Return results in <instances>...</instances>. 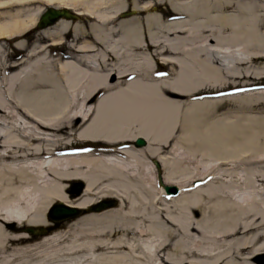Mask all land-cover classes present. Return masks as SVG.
I'll return each instance as SVG.
<instances>
[{"label": "bare ground", "instance_id": "6f19581e", "mask_svg": "<svg viewBox=\"0 0 264 264\" xmlns=\"http://www.w3.org/2000/svg\"><path fill=\"white\" fill-rule=\"evenodd\" d=\"M32 1L48 10L0 11V264H264V117H242L257 128L239 117L207 122L223 100L262 105L264 91L185 101L226 76L263 79L264 0L0 8ZM159 5L183 17L166 19ZM63 8L68 18L54 16ZM35 26L43 39L23 42ZM12 42L26 52L18 63L5 47ZM60 46L68 53L53 58ZM162 66L172 73L156 78ZM180 131L176 140L220 162L200 167L209 183L173 197L166 186L184 190L194 177L162 157ZM72 139L93 149L69 153ZM75 180L81 195L68 194ZM101 201L114 208L92 211ZM60 203L82 214L35 241L28 231L67 220L54 218Z\"/></svg>", "mask_w": 264, "mask_h": 264}, {"label": "rangeland", "instance_id": "374dc122", "mask_svg": "<svg viewBox=\"0 0 264 264\" xmlns=\"http://www.w3.org/2000/svg\"><path fill=\"white\" fill-rule=\"evenodd\" d=\"M7 1L10 2V0H7ZM45 6H46V3L42 2V1H32V2L17 4L16 6H12V7L8 6L5 8H0V11H3L4 13H6L8 11L15 13L19 9H24V10L25 9L26 10L27 9H34V8L36 9L38 7H45ZM159 7H160V10L164 13V15L171 14L173 12L170 9H168L167 6H162V5L160 6L159 5ZM151 11L156 12L155 10H151ZM136 15L139 17L144 16V14H142L141 12L137 13ZM3 17H5V16H3ZM36 27L37 26H35V29L33 31H30L26 34V37L23 38V42L29 43L30 40L31 41H33L35 39L37 40V39H39V37H40V39H43L41 34H40V30H38V28H36ZM1 43H2V45L5 44L4 41H2ZM5 47L8 48L9 54L11 53V54L18 56V55H22V53H24L23 51H21L20 49H18L16 47V42H12L9 46H5ZM68 51H69V49L67 48V46H64L60 49H53L51 51V53L53 55V58H56V57H59L58 55L61 52L62 53L63 52L68 53ZM55 52H57V53H55ZM22 56H24V54ZM22 56H20L21 59L24 58ZM257 62H259V63L264 62V58L258 59ZM168 68H170V67H168V66L163 67V69H168ZM160 70H162V69H160ZM166 71H170L172 73V70H170V69L166 70ZM261 76H263V75H261ZM220 77H221V79H223L222 76H220ZM255 78L256 77L254 76V78H252L251 80H248V79L234 80L231 77L226 76V80L222 81L223 83H216V84L206 83L205 86L195 90L196 92L193 94L210 93V92H215V91H219V90H226L229 88H233V86H240L241 87L243 85H250V84L264 85V79L259 80V79H255ZM261 91H264V89L252 90V91L246 92L242 95H248L249 93H253V95H258L259 92H261ZM192 97H193V95L185 97V101L187 103H189L190 101H195V100H192L193 99ZM254 102L255 101H249V102L243 101L242 102L243 104H239V103H235V101H233V100H223L222 102H220L221 104H219V106L215 109L214 113L212 115H210L209 118H207V122H211V121H214L217 119H222V120L230 119L228 121H233V120H236L237 117H239L238 120H241V122L244 123L243 125H245V126L253 125V127L257 128L258 126L256 124L249 122L246 118H245L246 121L242 118V117H250V116L262 117V118L264 117V104L258 105ZM180 121H182L181 118H180ZM249 126H247V127H249ZM249 130H251V129H249ZM175 136H173L175 139H173L171 141V144H172L171 147L169 148V150H167V152H164L162 154V157L163 158H171V159L175 157L174 159L179 161L180 164L189 167L190 172L188 174L191 176L193 175L194 177L190 178L191 181H190V183H188L190 185L186 187V190H187V192L192 191L195 189L193 186L194 180L199 179L197 176V173L201 170L200 167L204 168L205 166H208V165L212 166L214 164L219 163L220 161L217 162V158L214 159L211 155H204L201 151H193L189 147V145L182 143V141H180L181 139L176 140V138H179L182 136L181 131L178 132ZM72 141L74 143L73 146H76V144L78 142L74 139H72ZM83 143H85V142H83ZM76 147H80V145L76 146ZM149 160H150L151 164L154 167H156V164L152 163L154 160L153 159H149ZM161 168H162V166H161ZM163 174H164V170L162 171V169H161V175H163ZM158 175H159V173H158ZM202 176H204V175H202ZM203 182L206 184V181L203 180ZM74 183L80 184V181L75 180ZM74 183H70V185H69V189H68L69 195H72L71 191L76 186ZM204 183L201 185H204ZM207 183H209V181H207ZM70 221H72V220H70ZM66 223H62L60 226L56 225L51 234L65 230L64 228L66 227ZM39 239H41V238L40 237L34 238L35 241H37ZM259 258H260V256H259ZM262 259L264 261V257Z\"/></svg>", "mask_w": 264, "mask_h": 264}, {"label": "water", "instance_id": "95a60500", "mask_svg": "<svg viewBox=\"0 0 264 264\" xmlns=\"http://www.w3.org/2000/svg\"><path fill=\"white\" fill-rule=\"evenodd\" d=\"M68 13H70L68 10L63 9L60 12L55 11V14L54 13L53 14H54V16H62L63 15V16L68 18L69 17ZM47 19H48V17L41 19V21H42L41 26H45V25L50 23V22H47ZM136 144H137V146H144L146 144V142L144 139H139ZM82 189H83V184H78L75 187V191L76 190L78 191L77 194H80ZM167 191L168 192L174 191L175 193L177 192V190L175 188L172 189L169 187H167ZM110 206H113V203H110V202L106 203L105 202V203H101L100 205L95 207L94 210H102V209L108 208ZM53 213H54V218L61 216L63 219H69V218H72V217L79 215L80 211H78L77 209H73V208H70V207H67V206L61 204V205H58L56 208L53 209ZM28 232L30 234H38V235H42V236L47 234V231H43V230H41L40 233H35L33 231H28Z\"/></svg>", "mask_w": 264, "mask_h": 264}]
</instances>
